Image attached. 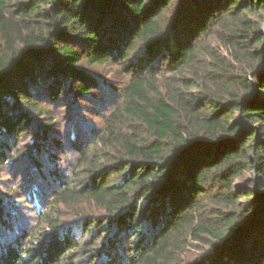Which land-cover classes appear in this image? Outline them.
Segmentation results:
<instances>
[{
  "label": "trees",
  "instance_id": "16d2710c",
  "mask_svg": "<svg viewBox=\"0 0 264 264\" xmlns=\"http://www.w3.org/2000/svg\"><path fill=\"white\" fill-rule=\"evenodd\" d=\"M263 64L264 0H0V167L60 187L0 264H264ZM95 66L127 78L101 127L47 122Z\"/></svg>",
  "mask_w": 264,
  "mask_h": 264
},
{
  "label": "rangeland",
  "instance_id": "374dc122",
  "mask_svg": "<svg viewBox=\"0 0 264 264\" xmlns=\"http://www.w3.org/2000/svg\"><path fill=\"white\" fill-rule=\"evenodd\" d=\"M96 82V86L91 90L92 95L88 99L78 102L80 108H71L70 102L63 103L62 106L54 110L51 118L47 122H54L61 129H66L75 121L85 122L93 128H100L102 118L112 109V104L119 102V90L126 83L127 78L115 74L114 69L109 66L86 67ZM42 124L35 121L36 124ZM32 129L18 137V140L7 141L10 143V150L27 147L33 143ZM14 141V142H13ZM13 142V143H12ZM8 143V144H9ZM12 154V155H11ZM11 157L6 160L5 165L0 167V213L2 215L0 222V252L3 247L9 245H22L30 231L34 229L38 212H42L46 203L51 199L53 193L60 189L54 179H52L51 166L42 168L41 176H35L31 170L28 161V155L10 153ZM76 155L69 153L56 154V161H51L53 168L60 170L64 179L71 175L72 168L75 164ZM87 209V208H86ZM74 215L71 212H65L63 221L70 224ZM45 226H42L43 229ZM15 243V244H14ZM202 249L198 244H192L188 251L189 257H197Z\"/></svg>",
  "mask_w": 264,
  "mask_h": 264
},
{
  "label": "water",
  "instance_id": "95a60500",
  "mask_svg": "<svg viewBox=\"0 0 264 264\" xmlns=\"http://www.w3.org/2000/svg\"><path fill=\"white\" fill-rule=\"evenodd\" d=\"M263 69H264V64L261 65L256 71H261V70H263Z\"/></svg>",
  "mask_w": 264,
  "mask_h": 264
}]
</instances>
